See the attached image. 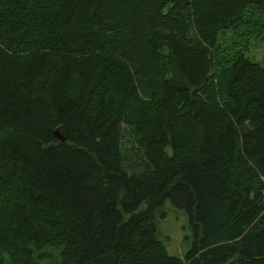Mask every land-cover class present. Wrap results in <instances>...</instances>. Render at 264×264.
Listing matches in <instances>:
<instances>
[{"label": "trees", "instance_id": "16d2710c", "mask_svg": "<svg viewBox=\"0 0 264 264\" xmlns=\"http://www.w3.org/2000/svg\"><path fill=\"white\" fill-rule=\"evenodd\" d=\"M262 37L264 0H0V264H264Z\"/></svg>", "mask_w": 264, "mask_h": 264}, {"label": "rangeland", "instance_id": "374dc122", "mask_svg": "<svg viewBox=\"0 0 264 264\" xmlns=\"http://www.w3.org/2000/svg\"><path fill=\"white\" fill-rule=\"evenodd\" d=\"M244 56L251 62L264 66V37L251 41ZM154 223L159 240L165 246L167 253L183 260L193 244V237L184 212L165 202L160 212L156 214ZM51 259L54 262L53 255ZM5 264H11L7 256H5Z\"/></svg>", "mask_w": 264, "mask_h": 264}, {"label": "water", "instance_id": "95a60500", "mask_svg": "<svg viewBox=\"0 0 264 264\" xmlns=\"http://www.w3.org/2000/svg\"><path fill=\"white\" fill-rule=\"evenodd\" d=\"M54 134H55L56 139L59 142H64L65 141V139L61 136V134L59 133V131L57 129L55 130Z\"/></svg>", "mask_w": 264, "mask_h": 264}]
</instances>
